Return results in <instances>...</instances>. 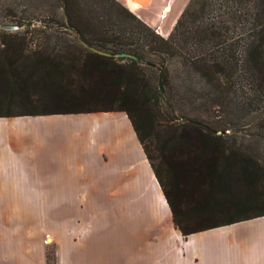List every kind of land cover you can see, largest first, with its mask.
<instances>
[{
  "label": "trees",
  "instance_id": "1",
  "mask_svg": "<svg viewBox=\"0 0 264 264\" xmlns=\"http://www.w3.org/2000/svg\"><path fill=\"white\" fill-rule=\"evenodd\" d=\"M138 36L144 40L91 36L77 40V49L67 45L62 54L2 42L0 118L124 113L183 237L264 217V167L226 124L198 121L199 126L197 120L178 123L162 115L167 95L147 73H162L167 87L169 71L156 63L163 54L202 66L207 72L202 70L201 77L217 88L225 82L231 90L242 79L261 87L264 0H190L168 39ZM80 42L113 57L91 52ZM122 53L136 60L114 57ZM219 97L215 92L212 100ZM152 130L154 137L148 136Z\"/></svg>",
  "mask_w": 264,
  "mask_h": 264
},
{
  "label": "crops",
  "instance_id": "2",
  "mask_svg": "<svg viewBox=\"0 0 264 264\" xmlns=\"http://www.w3.org/2000/svg\"><path fill=\"white\" fill-rule=\"evenodd\" d=\"M116 1L163 29L175 25L186 0ZM35 118L28 120L38 128L13 132L0 119V264H48L45 241L56 244L58 264L66 252L75 264L78 205L95 210L101 253L108 252V222L117 215L115 244L138 257L130 262L117 254L116 264H264V217L213 229L219 237L205 244L198 239L203 232L184 238L175 230L126 114ZM149 250L150 260L138 262Z\"/></svg>",
  "mask_w": 264,
  "mask_h": 264
},
{
  "label": "rangeland",
  "instance_id": "3",
  "mask_svg": "<svg viewBox=\"0 0 264 264\" xmlns=\"http://www.w3.org/2000/svg\"><path fill=\"white\" fill-rule=\"evenodd\" d=\"M189 1H185L183 11ZM119 5L133 14L123 4L119 3ZM164 12L165 10H163V16H165ZM3 26H13L17 29L4 30ZM174 26L163 29L147 26L150 30L144 31L143 27L132 21L130 16L121 11L111 0H0V46L2 42L26 43L29 50L35 51L47 47L55 49V53L62 54L61 49L65 50L67 45L74 47H70L71 49H77L79 47L77 40L88 39L91 36L103 38L104 33L108 39L124 34L129 40H144L141 37L138 38L140 33H145L149 38H153L154 35V37L160 36L168 39ZM262 42L264 44V40ZM80 45L89 50V46L85 43L80 42ZM187 50L186 48L180 52H188ZM160 58L156 60L157 65L167 67L169 71L168 85L164 87L167 100L162 104L161 114L171 117L178 123L197 120L194 123L200 124V121H205L215 126L226 124L232 129L230 135L235 136L243 149L264 167V81L261 87H253V84L242 79V82L239 81V84L231 90L225 89V82L222 87L217 88L213 80L208 82L207 79L201 77L202 70L206 69L202 66H194L191 60L188 59L183 63V60L177 56L169 58L163 54ZM261 59L264 64V56ZM147 67L151 66L147 65ZM240 71L245 72L244 68ZM147 73L152 83L158 86L159 74L157 72ZM215 92L220 96L217 101L212 100ZM0 119H4L5 127L12 130L11 132L18 131V128L23 130H31L32 126L38 128V121L28 120H36L35 117ZM37 131L38 129L35 132ZM148 136L154 137L155 132L149 131ZM86 210L87 214H85ZM93 211L95 210L92 206H77L78 230L75 237L77 243L75 264H94L102 260L108 261L109 264H116L117 254L121 256V260L135 262L138 257L137 251L126 245L117 246L115 244L117 228L115 226V230H112L113 233L115 232L113 234L111 225H118L117 215L113 216V222H108V229H110L108 252H100L96 247L99 245L100 237L95 235L97 234L96 229L99 230L100 221L94 219ZM258 219L260 218L252 220ZM213 231L203 232L198 237L200 244L217 239L219 233ZM45 243L48 246V264H58L56 244L47 241ZM153 252L151 250L141 252L138 262L146 263L150 260L147 259L148 256L153 255ZM63 259L64 264H70L69 253L66 252Z\"/></svg>",
  "mask_w": 264,
  "mask_h": 264
},
{
  "label": "water",
  "instance_id": "4",
  "mask_svg": "<svg viewBox=\"0 0 264 264\" xmlns=\"http://www.w3.org/2000/svg\"><path fill=\"white\" fill-rule=\"evenodd\" d=\"M4 30H10V31H13V30H16L17 28L16 27H13V26H3L2 27ZM88 49L94 53H98V54H101L103 56H107V57H113L112 54L108 53V52H103V51H99L97 49H94L92 47H88ZM115 58H125V59H132V60H136V57L133 56V55H130V54H127V53H122V54H116L114 56ZM149 66H153L152 64H148ZM158 89L160 91V93L163 95L165 94V89H164V85H163V81H162V73L159 74V78H158ZM199 126H201L202 124H197Z\"/></svg>",
  "mask_w": 264,
  "mask_h": 264
}]
</instances>
